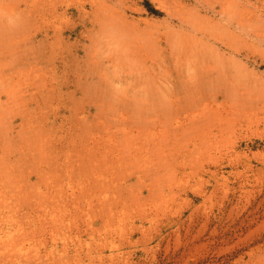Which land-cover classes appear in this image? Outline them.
I'll use <instances>...</instances> for the list:
<instances>
[{
    "label": "rangeland",
    "instance_id": "obj_1",
    "mask_svg": "<svg viewBox=\"0 0 264 264\" xmlns=\"http://www.w3.org/2000/svg\"><path fill=\"white\" fill-rule=\"evenodd\" d=\"M263 4L0 0V264H264Z\"/></svg>",
    "mask_w": 264,
    "mask_h": 264
},
{
    "label": "bare ground",
    "instance_id": "obj_2",
    "mask_svg": "<svg viewBox=\"0 0 264 264\" xmlns=\"http://www.w3.org/2000/svg\"><path fill=\"white\" fill-rule=\"evenodd\" d=\"M261 1H262V0H261ZM263 5H264V4H263ZM263 7H264V6H263ZM263 7H262V8H263ZM256 16H257V15H256ZM252 20H253V19H252ZM255 20H256V18H255ZM257 20H258V19H257ZM257 20H256V21H257ZM259 20H260V19H259ZM248 21H249V20H248ZM256 21H253V22H256ZM253 22H252V23H253ZM258 22H259V21H258ZM260 27H261V26H260ZM230 107H231V105H230ZM234 107H236V106L234 105ZM244 107H245V106H244ZM253 107H254V106H253ZM254 108H255V107H254ZM249 109H250V108H249ZM256 109H257V108H256ZM235 111H236V110H235ZM255 111H256V110H255ZM232 112H233V111H232ZM242 112H243V111H242ZM234 113H235V112H234ZM253 114H254V113H253ZM255 114H256V113H255ZM246 117H247V116H246Z\"/></svg>",
    "mask_w": 264,
    "mask_h": 264
}]
</instances>
